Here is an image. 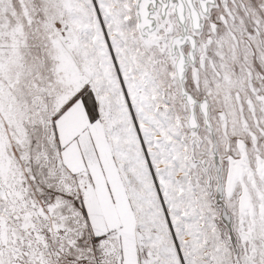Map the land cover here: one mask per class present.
<instances>
[{
	"label": "snow or ice",
	"instance_id": "1",
	"mask_svg": "<svg viewBox=\"0 0 264 264\" xmlns=\"http://www.w3.org/2000/svg\"><path fill=\"white\" fill-rule=\"evenodd\" d=\"M0 264H264V0H0Z\"/></svg>",
	"mask_w": 264,
	"mask_h": 264
}]
</instances>
